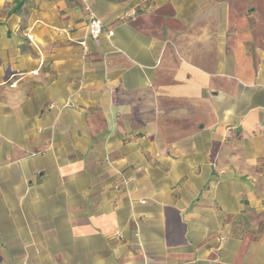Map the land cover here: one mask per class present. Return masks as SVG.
Returning a JSON list of instances; mask_svg holds the SVG:
<instances>
[{"label": "crops", "instance_id": "crops-1", "mask_svg": "<svg viewBox=\"0 0 264 264\" xmlns=\"http://www.w3.org/2000/svg\"><path fill=\"white\" fill-rule=\"evenodd\" d=\"M0 264H264V0H0Z\"/></svg>", "mask_w": 264, "mask_h": 264}, {"label": "built area", "instance_id": "built-area-1", "mask_svg": "<svg viewBox=\"0 0 264 264\" xmlns=\"http://www.w3.org/2000/svg\"><path fill=\"white\" fill-rule=\"evenodd\" d=\"M87 14H88V20H87V28H88V34L93 38L96 39L99 35V33L102 31L103 23L102 21L97 17V15L90 9L89 6L86 7ZM107 35L111 36L112 31L108 30ZM81 44H84L83 41L80 42ZM65 106H73L72 102L65 103ZM124 183L127 184V180L123 179Z\"/></svg>", "mask_w": 264, "mask_h": 264}, {"label": "trees", "instance_id": "trees-1", "mask_svg": "<svg viewBox=\"0 0 264 264\" xmlns=\"http://www.w3.org/2000/svg\"><path fill=\"white\" fill-rule=\"evenodd\" d=\"M22 5V2H18L17 5H16V9H18L20 6Z\"/></svg>", "mask_w": 264, "mask_h": 264}]
</instances>
